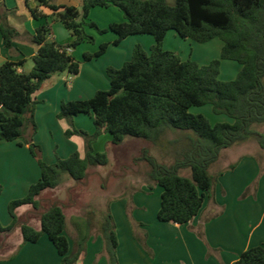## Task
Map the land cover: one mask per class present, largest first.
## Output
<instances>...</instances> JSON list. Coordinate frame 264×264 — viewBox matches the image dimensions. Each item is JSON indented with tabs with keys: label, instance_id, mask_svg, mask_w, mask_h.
<instances>
[{
	"label": "trees",
	"instance_id": "trees-1",
	"mask_svg": "<svg viewBox=\"0 0 264 264\" xmlns=\"http://www.w3.org/2000/svg\"><path fill=\"white\" fill-rule=\"evenodd\" d=\"M35 2L37 7L29 6L32 16L49 18L40 7L52 10V20L61 21L73 41L59 44L50 39V24L40 26L32 36V43L38 46L32 70L19 71L25 60L8 61L0 67V140L12 142L23 138L41 168V178L31 185L28 194L10 202L12 224L3 227L0 223L1 233L20 229L21 246L37 243L46 235L61 256V264L79 261L90 234L81 232L71 250L65 234L64 206L53 203L41 211V196L67 178L82 184L91 169L109 164L108 154L95 152L93 147L102 134H109L115 145L127 138L150 144L141 148L135 161H145L149 181L163 189L159 221L175 224L191 222L201 213L206 198L213 197L218 174L211 172V167L223 150L251 139L264 150V133L260 130L264 127V0H81L80 8L57 5L52 0ZM111 6L119 8L126 19L109 26L118 36L114 45H120L129 36L144 34L153 36L155 44L149 52L138 45L121 68L109 67V90H98L90 99L62 101L57 117L69 124L66 137L84 138L85 154L82 157L76 151L48 164L42 158L41 147L33 142L38 131L34 95L54 75L80 73L81 63L72 52L84 41L94 42L85 32V20L93 8ZM0 23L5 46L12 49L19 33L8 24L6 15H0ZM90 24L100 32L107 31L100 30L94 22ZM170 31L198 43L220 39V59L200 65L165 50L164 40ZM108 46L104 43L96 53H86L85 60L105 54ZM223 60L241 65L235 79H220ZM207 105L230 121L212 123L206 115L191 112L193 107ZM82 114H93L92 134L74 125V117ZM152 147L158 148L170 163L161 162L152 153ZM184 170L190 175H182ZM2 190L0 185V195ZM25 205L38 215L39 228L19 220L17 210ZM88 225H94L92 219ZM99 229L108 264H118V237L109 212L102 216ZM234 264H264V245L244 251Z\"/></svg>",
	"mask_w": 264,
	"mask_h": 264
},
{
	"label": "crops",
	"instance_id": "crops-1",
	"mask_svg": "<svg viewBox=\"0 0 264 264\" xmlns=\"http://www.w3.org/2000/svg\"><path fill=\"white\" fill-rule=\"evenodd\" d=\"M52 1L57 5L78 8L82 3L81 0ZM29 6L35 8L37 3L35 0H0V15H6L8 24L19 33L14 40L13 48H7L0 23V67L8 61L25 60V64L19 68V71L32 70V58L38 51V46L32 43V36L40 26L50 24L52 28L50 39L59 44L66 45L70 43L69 41H73L65 25L61 21L52 20V10L40 7V10L49 18L35 19ZM95 8L90 11V14L100 13ZM125 20L123 14L117 13L115 17H110L108 22L111 25ZM142 40L149 43L151 47L155 44L152 39L143 38ZM86 50L95 51L96 49L88 47ZM72 53L74 56L75 52ZM128 59H131L129 55L123 56L117 67H122ZM89 62L85 61L81 65L78 75L63 73L52 76L34 95L37 101L35 113L37 125L38 123L40 125L41 121L42 124L43 121L46 123V117H49L51 120L48 130L51 137H49L55 139L57 133L60 139V145L57 146H55L56 141L47 139L52 148V145L55 146L57 152L53 153L54 150L52 151L51 148L46 153L44 138L39 133V127L33 137V142L41 147L42 158L48 164H54L57 157L68 158L76 151L82 157L84 156L83 141L77 136L65 137L69 124L66 120L58 119L57 116L62 101L90 99L99 90L88 85L84 79L85 72L90 77L97 74ZM227 66H230L236 75L241 69L235 63H227ZM108 86H110L109 77L108 81H103L100 89H107ZM82 115L74 117V125L92 134L95 131L93 114L88 115V119ZM223 116L225 121H230L229 117ZM260 130L264 133V127ZM107 138L106 142L112 143L111 136ZM0 148L8 154L0 157V185L3 187L0 202L5 198L3 213L4 211L6 213L5 221L1 225L8 227L13 221L9 213L10 202L28 194L31 185L41 178V168L23 138L12 142L0 140ZM95 151L100 152L96 149ZM231 166L234 168L231 169ZM130 171L132 173L124 171L120 178L114 176L116 182L130 179L131 181L114 194L115 200L107 203L103 208H97V214L91 216L90 213L94 212L93 210L88 213H77L76 203L67 204L70 208L65 209L66 231H71L74 239L78 238L79 231L82 229L79 222L82 218H87L86 232H90L86 251L76 264H108L105 241L99 229L102 216L107 212L112 215L116 226L118 264H234L244 251L264 245V151L260 146L249 144L247 141L222 151L219 160L211 167V172L218 174L213 197L206 198L201 213L188 224L159 221L162 187L150 182L148 174H145L141 180L138 177L134 178L132 175H137L139 169L135 170L132 167ZM73 182L78 184L75 180ZM27 208L22 206L17 210L19 217L28 210ZM91 219L94 225L89 228L88 221ZM95 231L97 232L94 233ZM22 241L21 236L16 252L0 264H61V256L46 235L42 236L37 243L21 246ZM69 241L72 250L74 242L71 239Z\"/></svg>",
	"mask_w": 264,
	"mask_h": 264
},
{
	"label": "rangeland",
	"instance_id": "rangeland-1",
	"mask_svg": "<svg viewBox=\"0 0 264 264\" xmlns=\"http://www.w3.org/2000/svg\"><path fill=\"white\" fill-rule=\"evenodd\" d=\"M170 3H172V1H170ZM95 9H97L98 12L100 13L90 14L89 17L85 20L86 23L84 25L86 34L93 37L94 42L84 41L80 43L73 50L75 52L74 57L82 65L86 61L85 60L86 53L94 54L100 49V46L102 44L108 43L109 46H108V51H106L107 53L101 56H96L92 60H89L90 61L89 64L92 65L94 71H96L97 74L95 76L93 75L90 77L85 72L84 79L86 83H88V85H92L93 87L98 88L99 90H109L110 86H108L107 89H100V86L103 85V81H108V77L106 73L107 69L109 67L119 68L117 67L119 60H121L125 55H129V57L131 58L133 55L132 52H134V48L138 45L142 46L146 51L149 52L151 46L149 45V43L142 40L143 38L152 39L153 41L155 40L153 36L144 34V35L128 37L125 40H123L120 45H114V41L117 39V36L114 32H112L109 29L110 24L108 20L110 17L113 16L115 17L117 13L123 14V12L119 8L114 6L110 8L97 7ZM91 22L96 23L100 28V30L103 31L106 29L107 31L100 32L97 28L91 26L90 24ZM69 42H72V40ZM222 46H223V42L220 39H214L208 43H198L190 39H184L180 37L175 31H170L167 34L163 44V48L165 50L174 51L178 53L183 60H193L200 65H206L209 64L214 59H220ZM88 47L96 50L95 51L86 50V48ZM227 63H235L236 65H239L241 67V65L238 62L235 61L228 62L223 60L221 66L220 79L224 81L233 80L237 77L236 73L233 72V70H231L230 66H227ZM45 87H47V84H45ZM191 112L194 114L201 113L206 115L211 120L212 123L226 122L225 117L223 115L219 116L215 114L212 110V107L209 105L203 107H193L191 109ZM82 117H86L88 119L89 116L83 114ZM46 120H47L46 123H44L43 121V124L41 121L40 124L41 126L38 123V127L40 128L39 131L40 135L42 136V138H44L43 142L46 153H48V151L52 148L51 144L47 141V139L51 137V135L48 134L49 133L48 130L50 129L49 122L51 120L49 117H46ZM53 132H55L54 129ZM105 136L106 138H104ZM108 136L110 135L102 134L99 137L100 140L99 139L97 140L98 143L95 142L93 147L94 150L96 149L100 152H106L108 154L110 161L109 164L106 166H99L91 169L88 179L82 184L80 183L76 185L73 182V180L69 178L65 180V182L62 183L60 186H58L56 189L54 190L49 189L45 191L44 194L41 196V201H42L41 211L46 210L53 203H58L64 206L65 209L70 208L67 206V204L76 203L78 206L76 209L77 213L78 212L88 213L89 211L93 210L94 211L93 213L97 214V210L99 208H103L104 206L107 205V203H111L112 200H115L116 195L114 194H117L120 188H123L122 186L128 185V182L131 181L130 179L127 181L116 182L117 180L114 179L115 175L117 178H120L121 176H123L124 171H129L130 173H132V171H130L132 167L135 168V170L139 169V171H137L138 172L137 175H132L134 178L138 177L141 180V178L145 177V174H148L149 166L147 165V163L143 160L135 161V159L140 157L141 148L147 145L150 146V144L144 143L136 138H127L124 141V143L120 145H115L113 143L108 144L106 142ZM77 137H80V139L84 143L83 154H85L84 138L81 136H77ZM51 141L52 142L56 141L55 146L60 145L59 135L56 133L55 139H51ZM249 144L257 145V147H259L258 146L259 144L255 139H251L249 141ZM52 146H53L52 151L54 150L53 153L57 152L55 146L54 145ZM157 149L152 147V153L155 154L161 162L169 164L170 159L169 158L164 159L159 149L158 150ZM6 155L8 154H5L4 151L0 148V157ZM182 175H190V172L188 170H184L182 171ZM3 201L5 202V198L0 202L1 224L5 221L6 218L5 211L3 213V210L5 209V204L3 203ZM25 207H28L27 208L28 210H26L27 213L26 212L24 214L22 213L20 215L19 220L28 221L32 226L39 228L40 221L38 215L35 213V211L31 206L25 205ZM86 221L87 218L85 219L82 218L80 220L79 226L82 229L79 231V233L81 232L87 233ZM96 232L97 231H95L94 233ZM65 234L73 242L74 236L71 235V231L70 232L65 231ZM20 239H21V232L19 228L16 230V232H12L8 235H6V233L0 232V263L6 261L7 258H10L11 255H13L16 252V250L18 249V241Z\"/></svg>",
	"mask_w": 264,
	"mask_h": 264
}]
</instances>
